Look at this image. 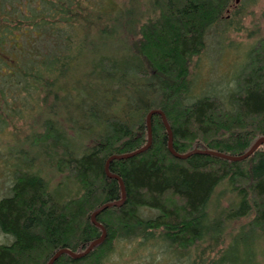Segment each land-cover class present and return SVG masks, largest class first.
<instances>
[{"label":"trees","instance_id":"16d2710c","mask_svg":"<svg viewBox=\"0 0 264 264\" xmlns=\"http://www.w3.org/2000/svg\"><path fill=\"white\" fill-rule=\"evenodd\" d=\"M236 2L0 0V232L9 237L0 264H47L102 234L91 214L122 198L105 164L147 144L152 109L165 112L180 153L241 155L264 136V38L248 50L235 89L198 96L192 87L209 30L242 21ZM152 124L149 149L110 163L127 199L98 215L106 240L54 264H108L132 242L134 254L151 252L138 264L165 255L166 263L178 255L184 264H263L264 145L241 161L180 159L162 116ZM52 165L64 175L56 185L45 171ZM223 182L233 199L211 209Z\"/></svg>","mask_w":264,"mask_h":264},{"label":"rangeland","instance_id":"374dc122","mask_svg":"<svg viewBox=\"0 0 264 264\" xmlns=\"http://www.w3.org/2000/svg\"><path fill=\"white\" fill-rule=\"evenodd\" d=\"M254 1L237 0L236 3L245 12L242 21L236 25V28L235 23H233L228 25L225 30L227 23L220 22L209 30L207 49L200 56L194 57L191 66L192 87L195 95L200 96L209 93L220 95L221 90L229 93L230 90L235 89L236 77L240 75L242 68L248 62V50L264 38V0ZM236 7L232 6L233 10ZM17 125L22 124L18 123ZM41 161L43 162V160ZM45 171L53 185L62 181L64 177L53 165L47 166ZM232 199L233 193L230 185L227 182H223L217 187L210 208L213 209L215 206L227 207ZM168 201L174 203V205L178 203V201L171 198ZM245 221H235L234 229L236 230L238 225ZM8 241L9 237L0 232V243H7ZM263 243L264 238L260 244L263 246ZM137 246L135 242L127 243L124 245L121 254L118 252L114 254L108 264H138V261H135L138 258L137 256L149 259L148 257L151 254L149 249L142 248L134 254L133 247ZM156 249L155 252L160 257L164 250L162 248ZM168 256H163L155 264H165L170 258ZM139 262V264H151L149 261ZM166 264L184 263L181 262L180 257L177 255Z\"/></svg>","mask_w":264,"mask_h":264},{"label":"water","instance_id":"95a60500","mask_svg":"<svg viewBox=\"0 0 264 264\" xmlns=\"http://www.w3.org/2000/svg\"><path fill=\"white\" fill-rule=\"evenodd\" d=\"M155 114H160L162 116V119H163V122L166 126V129H167V132H168V148L170 150V152L177 158H180V159H186L188 157H190L191 155L193 154H196V153H202V154H209V155H216V156H219V157H223V158H226V159H229V160H234V161H241V160H244L246 158H248L249 156H251L261 145H264V136L259 138L253 145L252 147L244 154H241V155H231V154H225V153H222V152H219V151H215V150H200V149H195V150H192L190 152H187V153H180L178 152L175 148H174V144H173V138H174V134H173V130L168 122V119L166 117V114L163 110L161 109H152L148 115H147V126H148V135H149V139H148V142L145 146L133 151V152H129V153H125V154H114V155H111L106 164H105V170H106V173L109 177H112V178H116L117 180H119L120 182V185H121V189H122V198L120 200H117V201H113V202H108V203H105L103 204L99 209H97L95 212H93L91 214V219H92V222L99 226L101 229H102V234L95 240H93L89 245L88 247L81 251V252H76L68 247H63V248H60L51 258L50 260L48 261L47 264H54L55 261H57L59 259V257L65 253L71 255L73 258H81V257H84L86 256L87 254H89L98 244L104 242L108 236V231H107V228L106 226L101 223L97 217L98 215L103 212L104 210L112 207V206H123L126 202V199H127V191H126V186H125V183L123 181V179L121 178V176L119 175H116V174H113L111 173L110 169H109V166H110V163L112 160L114 159H124V158H129V157H132V156H135L137 154H140L142 152H144L145 150L149 149L150 146L152 145V142H153V124H152V118Z\"/></svg>","mask_w":264,"mask_h":264}]
</instances>
